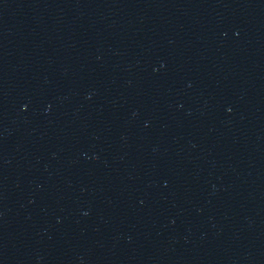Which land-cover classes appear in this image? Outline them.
I'll use <instances>...</instances> for the list:
<instances>
[{
	"label": "water",
	"instance_id": "1",
	"mask_svg": "<svg viewBox=\"0 0 264 264\" xmlns=\"http://www.w3.org/2000/svg\"><path fill=\"white\" fill-rule=\"evenodd\" d=\"M0 264H264V244H110L58 233L0 210Z\"/></svg>",
	"mask_w": 264,
	"mask_h": 264
}]
</instances>
